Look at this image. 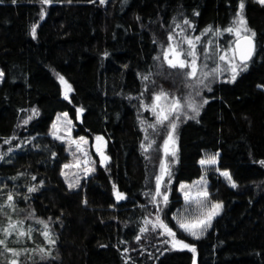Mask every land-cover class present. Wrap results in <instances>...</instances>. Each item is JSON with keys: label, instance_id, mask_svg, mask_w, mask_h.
<instances>
[{"label": "trees", "instance_id": "1", "mask_svg": "<svg viewBox=\"0 0 264 264\" xmlns=\"http://www.w3.org/2000/svg\"><path fill=\"white\" fill-rule=\"evenodd\" d=\"M240 3L0 0V229L9 227V217L23 222L19 230L32 229L30 236L6 237L20 264H264V5L258 0H243V16L256 33L248 68L232 82L211 84L198 118L176 130L161 220L195 252L168 247L153 229L141 232L152 212L165 138L149 127L147 106L161 90H191L184 70L165 64L162 48L178 32L200 36L208 49L227 47L232 37L223 30ZM60 76L71 86L66 98ZM78 110L75 133L102 137L108 160L71 179L64 166L73 152L50 130L59 113L76 120ZM210 152L236 187L203 170L200 160ZM203 172L208 199L222 208L192 238L175 222L182 204L177 187ZM117 191L125 200L116 199ZM9 193L13 207L6 204ZM0 252V264L14 258L4 246Z\"/></svg>", "mask_w": 264, "mask_h": 264}, {"label": "rangeland", "instance_id": "2", "mask_svg": "<svg viewBox=\"0 0 264 264\" xmlns=\"http://www.w3.org/2000/svg\"><path fill=\"white\" fill-rule=\"evenodd\" d=\"M233 26L234 25L232 23V25L230 27H233ZM227 33H229V32H227ZM229 34H231L232 38L227 40L228 41L227 47L219 49V50H218V48L208 49V42L204 41L202 38H200L199 41H196V52H197V56H198L197 64L199 65L200 70H199L196 78H194V79L187 78L190 89H191L190 93L188 92L187 95H182L179 93H175L176 95L169 94V99L167 101L161 102V103H165V104H170L172 101V98H179V100H180V103L182 105L181 110L177 113H172L169 116V121H165V123L162 125L157 123L156 114L153 112V110L151 108V105L154 103V98L151 101V103L147 106L148 116H149L148 117L149 127H150V125H155L154 128L153 127H150V128H152V129L157 128V129L163 130L164 135H165L164 141H165V139H167L168 133L170 131H172L171 128L169 127V123L174 122L176 124L175 130L172 132L173 139H172V142H170L168 145V152L167 153L165 152L164 143H163L162 161H161V165H160L159 173H158L157 177L161 176V174H162L161 173L162 164L166 167L167 174H165L163 176V179L161 181L159 195H157V188H155L154 193L151 195L150 206H151L152 212L148 213L147 216L145 217L144 226H143V228L153 229V230L157 231L158 238L161 239L160 242H165L167 244V246L172 248V249H182V248H179V247L173 248L172 244L169 242L172 240V237L168 236L166 234V232L164 231V229L162 227L158 226L157 218L159 217V221H162L161 220L162 219L161 214H162V212L165 208V205L168 201V193H169L170 184H171L170 169H171L172 163L174 162V160L176 158V146H175V144H176V130L184 122H187L189 120H195L198 118V115H199L202 107L205 105V101L208 100L207 94L210 92L211 84H213L215 81H223V82H232L233 81L231 79L232 73H231L230 64L228 63L227 60L222 61L219 59V57L221 55L227 54V56L229 58H231L233 55L230 48L235 46L236 35H235V33H229ZM186 37L195 40V37H192L189 35L186 36L180 32L175 33L173 35V40H171V41L168 40V43L166 44L165 47L162 48V52H161L162 59L165 62V64H167V62L164 58V53H165V51L168 50L169 45L177 46V51H179L181 53H184L186 50L189 49V45L187 44L186 39H185ZM169 58H172L171 55H169ZM181 59L190 60L191 58L186 57L184 55H181ZM233 62L239 64L240 63L239 57L237 56ZM205 65H207V67H205ZM247 68H248V64H247ZM213 69H217V71L212 72ZM182 70H184L185 73L187 71H189V69H182ZM204 72H209L211 74L205 78L203 75ZM241 72L242 71H240L239 74ZM1 77H2V75H0V78ZM201 80L203 81V83H199V81H201ZM179 81H182V80L179 78ZM189 103L194 104L197 108V111H194L192 108H189L187 106ZM76 117H77V115H76ZM75 122H76L75 118H72L67 113L62 112V113H59L55 117V119L51 125V130H50L51 134L54 137L68 143L71 151L73 152L72 162L67 164V165H70V167L67 168V174L71 179H73V178L78 179L80 177L86 176L96 164L105 165L107 160H108L107 154L103 151L104 149H101L97 153L94 152V144H95V141L97 140L96 137H98V136L89 137V136L82 135V134L81 135L76 134L75 133V130H76ZM81 137L84 138V141L80 140ZM101 144L106 145V142L103 140L101 142ZM78 145H79V148H78ZM211 157L216 158V163L215 164H201L200 163L203 167V170L205 172L208 170H214L220 176H222L223 178H225L226 180H228L232 184V179L230 181L228 179V177L223 175V173L228 172V170H222V169L217 168V166H216V164H217L216 153L210 152V153L206 154L201 160H206V159H209ZM205 172H203L199 176V178L194 179L190 182H181L177 187L178 192L180 193V196H181L182 204H181V209L179 210V214H178L177 218L174 217L175 222H176L178 228L183 233H185L186 235H188L192 238H196V237L191 236L188 232L181 229L179 226L180 223L181 222H189V221L195 219L196 217L201 216L202 214H205L207 212V210L211 207L212 204L218 203V202L210 201L208 199V197H207V199L203 200L202 204H197L195 199H193L191 201L185 199V193H190L192 197H196L197 193L202 192V191H207V189H206L207 178L205 176ZM157 177H156V182H157ZM164 196H167L166 202L164 200ZM124 200H125V197H124ZM220 211H221V209H219L218 214L220 213ZM216 216H214L213 219ZM213 219H212V221H213ZM212 221H211V223H212ZM206 230H204L203 233ZM175 233H176V239L183 240L185 243L189 244L187 241H185L184 239L179 237L177 232H175ZM197 234H198V236L202 235V234H200L199 229L197 230Z\"/></svg>", "mask_w": 264, "mask_h": 264}, {"label": "snow or ice", "instance_id": "3", "mask_svg": "<svg viewBox=\"0 0 264 264\" xmlns=\"http://www.w3.org/2000/svg\"><path fill=\"white\" fill-rule=\"evenodd\" d=\"M15 2V0H13ZM42 3H51V0H41ZM101 3H104L105 0H100ZM258 2L262 5H264V0H258ZM240 11L237 13V18L235 21H233V27H229L224 29L223 31L229 32V33H235L236 35V40H235V46L231 47L230 50L233 53L232 57L229 58L227 54L221 55L219 57L220 60L225 61L227 60L228 63L230 64L231 67V79L234 81L236 79V76L239 74L240 71H243L247 68V62L252 58L254 52H255V42L254 38L256 36V33L249 29L247 27V21L245 20L243 16V9H244V3L243 0H241V3L239 5ZM41 19H43V14H41ZM184 23L187 25L190 22L185 20ZM179 27V25H177ZM212 31L211 28H208L205 30V32ZM36 33V26L34 25L32 28V34L35 36ZM187 44L189 45V49L186 50L184 53H181L177 51V46L169 45V48L167 51L164 53V58L169 65L170 68L176 69H189L185 73V76L190 79H194L197 77V74L199 72V65L197 64V52H196V41L200 40V37L197 36L195 37V40L191 38H185ZM168 40L171 41L173 40V36L169 35ZM169 55H171L172 58H169ZM181 55H184L186 57H190L191 59H181ZM239 57L240 63H234L233 61L236 59V57ZM207 67V65H205ZM217 71V69H213L212 72ZM211 73L209 72H204L203 75L206 78L208 75ZM2 75V73H0ZM60 81L65 84L66 88L70 91L71 86L67 84V81L64 79L63 76L59 77ZM144 79H148V77H144ZM199 83H203V81H199ZM169 99V93L161 90L159 93H157L154 96V103L151 105V108L153 112L156 114V119L158 124H164L165 121H169V116L172 113H177L181 110L182 105L180 103L179 98H172V101L170 104H165L161 103L162 101H167ZM207 103V101H205ZM189 108H192L194 111H197V108L194 104L189 103L187 105ZM35 113V110H33ZM66 115V114H65ZM31 117H29L30 119ZM178 118V117H177ZM27 120L24 121L25 124H27ZM150 127H155V125H150ZM169 127L171 128L172 131L168 133L167 139L164 141V148L165 152H168V145L170 142H172V132L176 128V124L174 122L169 123ZM97 141H100L102 137H96ZM81 141H84V138H80ZM8 141H6L7 143ZM148 148L151 147V144L147 146ZM79 148V145H78ZM147 150V148H146ZM11 151V149H9ZM97 151H100L99 147L97 148ZM174 154V153H173ZM2 158V157H0ZM106 159V158H105ZM201 164H215L216 163V158L211 157L206 160H201ZM260 163L264 164V161H261ZM65 168L70 167V165H65ZM90 171V170H89ZM161 176L157 177V183H156V188H157V195L160 193V185L161 181L163 179V176L167 174V169L166 167L162 164L161 166ZM224 176L228 177V179L231 181V176L228 172L223 173ZM35 179V177H33ZM75 185H69V187H74ZM232 186L236 187L235 182H232ZM29 192H34L36 191L35 187H30L28 189ZM208 193L207 191H202L197 193L196 197H192L190 193H185V199L186 200H193L195 199L197 204H202L204 199H207ZM116 199L121 200L124 199V194L117 191L116 192ZM165 202L167 201V196H164ZM13 202H14V197L11 193L7 195L6 199V204L9 207H13ZM2 205H0V210H2ZM222 208V204L220 203H215L212 204L211 207L207 210L205 214H202L201 216L196 217L195 219L189 221V222H181L180 223V228L188 232L191 236L199 238L197 234V230H200V234H203V231L206 230L208 227L211 226V221L214 216L218 215L219 209ZM14 210V208H13ZM158 220V226L162 227L166 234L170 237H172V240L169 241L173 248L179 247L183 249H189L192 252H195V247L193 245H189L185 243L183 240L176 239V233L169 228L166 224H164L162 221H159V217L157 218ZM41 224L45 225V231L42 233L47 239L50 244H55V240L51 238L50 232L47 230V224L44 221H38ZM22 221H18L16 223L11 222V217H9V227L0 229V231L3 232L5 239H0V246H4V251L12 253V256L14 258L10 259L7 264H20V261L18 259L20 253L14 249L7 248L6 247V237L12 235L13 232L17 234L18 237H23V236H30L32 229H28L27 231L19 230L17 225L22 224ZM147 228H142L141 232H146ZM163 234V233H162ZM137 239H140V237H137ZM27 251V250H25ZM39 251L44 252V249H40ZM3 255V252H0V256Z\"/></svg>", "mask_w": 264, "mask_h": 264}, {"label": "water", "instance_id": "4", "mask_svg": "<svg viewBox=\"0 0 264 264\" xmlns=\"http://www.w3.org/2000/svg\"><path fill=\"white\" fill-rule=\"evenodd\" d=\"M44 18V16H43ZM70 95V91L66 88L65 84H62V96L63 98H66ZM81 111L78 110L77 111V119H76V122H80L81 120ZM103 141V138L100 140V141H95V144H94V152L97 153L99 151H97V148L99 147V149H105L106 148V145H102L101 142ZM123 200V199H122Z\"/></svg>", "mask_w": 264, "mask_h": 264}]
</instances>
